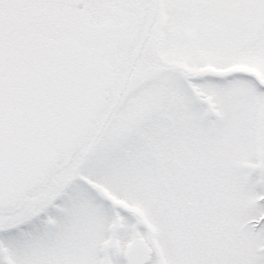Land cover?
Returning <instances> with one entry per match:
<instances>
[{
    "label": "snow or ice",
    "instance_id": "obj_1",
    "mask_svg": "<svg viewBox=\"0 0 264 264\" xmlns=\"http://www.w3.org/2000/svg\"><path fill=\"white\" fill-rule=\"evenodd\" d=\"M0 264H264V0H0Z\"/></svg>",
    "mask_w": 264,
    "mask_h": 264
}]
</instances>
